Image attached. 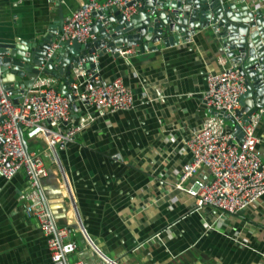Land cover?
<instances>
[{
  "label": "crops",
  "instance_id": "obj_1",
  "mask_svg": "<svg viewBox=\"0 0 264 264\" xmlns=\"http://www.w3.org/2000/svg\"><path fill=\"white\" fill-rule=\"evenodd\" d=\"M81 1L0 0V42L19 38L40 43ZM102 49L90 54L97 58L86 67L97 68L102 81L122 78L135 106L100 116L90 109L95 120L58 151L66 187L45 159L49 174L44 189L56 207L59 226H68L69 238L77 244L69 261L264 264V197L226 215L207 207L194 211V199L173 187L176 169L190 158L183 140L207 113L202 101L205 76L221 68L212 31L174 45L159 44L155 51H137L127 60L111 48ZM51 72L57 84L73 79L72 73ZM83 108L77 105L73 111L76 123L86 113ZM256 134L264 140V118ZM260 149L264 163V143ZM199 174L210 179L204 171ZM27 188L22 171L10 180L0 175V264H52L45 236L23 211Z\"/></svg>",
  "mask_w": 264,
  "mask_h": 264
},
{
  "label": "built area",
  "instance_id": "obj_2",
  "mask_svg": "<svg viewBox=\"0 0 264 264\" xmlns=\"http://www.w3.org/2000/svg\"><path fill=\"white\" fill-rule=\"evenodd\" d=\"M132 1L82 0L60 26V31H55L54 37L49 39L41 56L43 63L34 65L39 73L29 87L14 86V81L5 85L0 77V175L10 180L18 172L24 173L28 188L24 192L23 211L27 217L36 220L45 236L52 264L84 262H70L68 259L76 251L77 244L69 238L68 226H59L56 207L44 189L43 179L49 174L45 159L48 158L55 166V172L59 171L57 174L61 177L57 180L66 187L59 165V149L71 142L96 116L130 110L135 106V99L122 78L102 81L98 69L85 67L82 58L71 60L74 64L70 71L73 79L66 84H63L65 81L57 84V79L46 73L45 64L52 61L53 70L63 63L61 59H52L60 42H93L97 38L93 31L95 21L100 30L109 27L110 21L105 20V14L108 15L111 9H117L129 19L140 5V2ZM224 1L239 4L242 1L251 11L264 9V0H249L251 4L247 0ZM93 18H96L94 23ZM219 31L220 28L215 29L216 33ZM18 43L24 45V42ZM10 50L12 48L6 51ZM6 51L0 47V64L10 56ZM137 51L135 44H124L118 46L116 53L127 60ZM34 55L35 51L26 49L23 55L10 56V61L26 63ZM95 58L93 55L92 61ZM227 60L226 55L220 56V70L208 72L205 76L202 101L207 113L201 126L183 140L190 158L174 170L173 187L194 199V211L207 207L222 214L235 215L264 197V163L260 149L264 140L256 134L260 120L264 118V107L249 115L246 121L236 114L241 108L240 96L245 91V78L237 64L229 61L226 66ZM26 79L24 75L22 80ZM77 105L84 106L86 112L78 123L73 118ZM92 108L96 116L90 112ZM230 117L232 125L228 126L226 122ZM237 126L241 133L239 138ZM36 143L41 146H30ZM114 156L118 158L117 154ZM200 171L206 172L210 179L200 177ZM205 225L207 229H215V224ZM111 260L113 262L105 258L101 264H125Z\"/></svg>",
  "mask_w": 264,
  "mask_h": 264
},
{
  "label": "water",
  "instance_id": "obj_3",
  "mask_svg": "<svg viewBox=\"0 0 264 264\" xmlns=\"http://www.w3.org/2000/svg\"><path fill=\"white\" fill-rule=\"evenodd\" d=\"M132 2H140V5L129 19L113 8L108 15L105 14V20L110 21L109 27L100 30L98 22L95 21L93 31L98 36L93 42L85 45L76 41L71 45L67 41L60 42V47L52 56L56 61L59 59L63 61L62 64L54 67L56 71L61 74L65 72L69 76L74 66L69 62L76 57L84 60L85 67L92 66L90 54L95 51L100 53L102 47L104 51L106 48H111L116 52L118 46L135 44L138 51L145 49L155 51L159 44L174 45L180 40H188L200 31L210 29L220 55H226L228 61L237 64L245 78V91L240 96L241 108L236 114L246 121L258 108L264 107V9L251 11L242 1L239 4L224 0H133ZM216 28H220L218 33L215 32ZM55 31H60V26L49 28L45 36L41 37L40 43L34 39L27 42L19 38L9 43L0 42V47L5 51L12 48L10 52L6 51L10 56L23 55L26 50L18 41L27 42V49L35 51L30 62L10 61V56L2 60L0 77L5 85L12 81L14 86L21 85L22 88L32 84L39 73L34 65L43 63L41 56L48 47L49 39L54 37ZM68 54L73 57H69ZM7 65H10V68ZM45 68L46 73L52 74L51 62L46 63ZM24 75L27 77L26 80H22ZM231 120L230 117V122ZM236 133L239 138L241 133L238 126ZM22 144L26 148L24 140Z\"/></svg>",
  "mask_w": 264,
  "mask_h": 264
},
{
  "label": "rangeland",
  "instance_id": "obj_4",
  "mask_svg": "<svg viewBox=\"0 0 264 264\" xmlns=\"http://www.w3.org/2000/svg\"><path fill=\"white\" fill-rule=\"evenodd\" d=\"M226 124L228 125V126H231L232 125V122H230V121H227L226 122ZM32 148H39L41 145H40V143H36V144H31L30 145Z\"/></svg>",
  "mask_w": 264,
  "mask_h": 264
},
{
  "label": "bare ground",
  "instance_id": "obj_5",
  "mask_svg": "<svg viewBox=\"0 0 264 264\" xmlns=\"http://www.w3.org/2000/svg\"><path fill=\"white\" fill-rule=\"evenodd\" d=\"M108 261H112V260H108ZM113 262V261H112ZM115 264H117V263H115Z\"/></svg>",
  "mask_w": 264,
  "mask_h": 264
}]
</instances>
